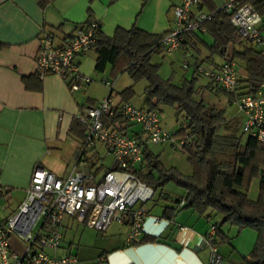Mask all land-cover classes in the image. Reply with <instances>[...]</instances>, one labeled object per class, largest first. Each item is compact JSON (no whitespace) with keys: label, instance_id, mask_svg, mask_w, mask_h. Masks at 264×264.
I'll use <instances>...</instances> for the list:
<instances>
[{"label":"crops","instance_id":"crops-1","mask_svg":"<svg viewBox=\"0 0 264 264\" xmlns=\"http://www.w3.org/2000/svg\"><path fill=\"white\" fill-rule=\"evenodd\" d=\"M226 1L201 0L199 9L205 13L219 11ZM244 1L249 4L253 0ZM179 2L51 0L41 5L40 0H0V220L10 217L24 201L36 167L46 169L60 179H65L75 168L78 169L75 157L84 141L85 128L78 122L77 116L82 108L101 102L94 89L81 91L85 87L81 86L78 91L72 92L68 84L57 76L39 79L35 75V58L42 30L50 32L59 41L92 18L100 22V35L106 37H112L118 29L130 30L133 27L150 35L164 37L174 26L173 7ZM260 16L262 21L259 28L264 39V15ZM214 42L215 38L208 30L193 33L187 37L181 50L170 56L168 62L173 68L180 58L189 57L192 64L205 65L208 68L202 67L204 70L213 71L219 70L225 60L231 58L239 71V80L246 79L243 63L233 58L234 51L239 52L243 48L230 43L220 55L211 52ZM262 46L254 48L264 55ZM164 58L166 56L161 51L152 56V63L161 66L160 59ZM96 59V53L91 50L79 56L76 63L80 72L83 75L97 73ZM110 66V77L115 79L106 77L101 83H112L114 102L122 103L121 92L131 88L132 99L135 95L137 99L135 102L131 99L129 103L136 108L146 109L144 90L148 83L139 81L142 82L139 91L131 85L116 92L114 84L118 79L117 74L125 72L117 73L116 68ZM160 124L167 131L173 130L168 123L162 124L160 120ZM135 133L140 134L139 127L130 126L127 134L133 136ZM101 151L105 152L100 145L93 148L88 154V165L84 167L97 180L113 168V160L109 167H105L100 157ZM162 192L167 196L165 200L160 198L158 192H155L156 199L152 200L153 205L160 203L161 210L154 214L153 208L148 207L144 231L132 242L128 241L129 229L125 225L112 223L105 233H100L76 218L64 216V235L57 253L75 257L76 264H98L100 259L105 264H208L210 250L206 234L209 226L214 224L219 228L218 233L225 238L222 241L217 235V243L215 237L225 264H250L249 255L256 243V232L254 241L249 237L246 249L238 239L229 236L228 231L213 223L216 213L207 218L192 210L181 209L183 200L179 205L174 201L183 196L182 190L175 194L167 189ZM166 208L174 210L171 219L164 216ZM151 238H158L159 241L152 243L149 241ZM20 241L16 234L9 238L10 247L16 254V248L22 244ZM224 242L227 245L220 250Z\"/></svg>","mask_w":264,"mask_h":264},{"label":"built area","instance_id":"built-area-1","mask_svg":"<svg viewBox=\"0 0 264 264\" xmlns=\"http://www.w3.org/2000/svg\"><path fill=\"white\" fill-rule=\"evenodd\" d=\"M200 3L201 0H180L173 7L174 26L161 41L165 56L179 52L191 34L205 32L204 25L212 15L199 9ZM221 10L241 40L256 46L264 44L259 28L262 19L252 5L227 0ZM99 32L100 22L92 18L59 41L42 30L35 75L39 79L57 76L72 92L89 85L91 80L80 72L76 59L91 50L98 41ZM185 64L188 66V62ZM193 69L225 92L234 93L238 87L240 75L231 58H227L219 70L208 71L195 65ZM104 85L109 89L108 97L96 106L82 108L77 116L85 128L84 141L75 157L78 169L60 179L36 167L24 201L10 217L0 220V264H76L75 257L57 253L64 235V216L76 218L100 233H105L113 222L125 225L129 229V242L143 233L148 216L144 206L155 192L135 173L143 161L142 142L123 134L120 124L106 126L104 121L119 114L127 126L139 127L144 143L169 144L174 151L180 152L191 144L188 124L182 122L179 126L184 135L167 131L162 128L157 111L136 108L128 102L116 104L111 95L112 83L104 81ZM235 103L242 115L243 134L264 144V79L256 92L241 96ZM97 145L113 159V168L99 180L84 169L88 165L89 152ZM261 174L264 177V169ZM216 232V226L212 225L206 234L210 250L208 264L222 263L214 236ZM12 234L23 243L21 255L10 247ZM98 264H105L104 260L100 259Z\"/></svg>","mask_w":264,"mask_h":264},{"label":"trees","instance_id":"trees-1","mask_svg":"<svg viewBox=\"0 0 264 264\" xmlns=\"http://www.w3.org/2000/svg\"><path fill=\"white\" fill-rule=\"evenodd\" d=\"M49 1L40 0V4ZM249 4L259 15H264V0H253ZM209 14L212 16L204 27L215 38L211 52L223 55L230 43L243 48L239 52L234 51L233 58L243 63L247 77L239 80L234 93L221 90L195 69L192 78L179 85L173 84L170 79H162L159 75L160 65L152 63V56L163 51V37L147 34L135 27L130 30L118 29L112 37L100 35L99 32L98 41L91 51L97 55L95 69L98 72H103L105 66L110 64L117 73H127L134 83L141 80L148 83L144 90L147 109L158 112L162 106L173 107L178 115L184 116L183 122L188 124L191 144L181 153L187 157L191 175H184L175 167L165 168L158 156L142 141L141 134L135 133L133 136L142 142L143 151L142 165L135 171L138 178L158 192L163 200L167 198L162 192L167 184L178 187L183 191V196L174 203L179 205L183 200L181 209L192 210L207 218L217 213L222 216L221 225L253 229L257 239L249 262L261 264L264 261V177L261 174L264 169V144L245 136L226 118L223 110L196 98L195 94L200 76L208 80L207 89L225 95L232 103L241 96L256 92L264 79V55L255 50L256 45L240 39L222 10ZM120 97L122 103H129L133 97L132 89L124 90ZM104 122L106 126L120 124L121 132L126 135L130 127L119 114ZM177 132L184 135L181 129ZM259 175L261 194L256 201H251L247 197V184ZM173 211L166 208L164 216L171 219ZM217 235L222 241L225 240L223 235ZM149 241L154 243L159 239L151 238Z\"/></svg>","mask_w":264,"mask_h":264},{"label":"rangeland","instance_id":"rangeland-1","mask_svg":"<svg viewBox=\"0 0 264 264\" xmlns=\"http://www.w3.org/2000/svg\"><path fill=\"white\" fill-rule=\"evenodd\" d=\"M261 49H264V46H262ZM169 58L170 57L166 56L164 60L160 59V62L162 65L160 66L159 74L163 78L170 79V81L175 85H179L181 81L182 83L186 80L189 81L192 78V72H193V64L190 61L189 57L187 59L180 58V61L174 63L173 68L168 62ZM186 62H188V66H186L185 64ZM202 67L204 69L208 68L205 65ZM110 68L111 66L107 65L105 71L102 73L90 72V74H85V76L91 80V83L83 87L82 88L83 90L81 91H84V90L88 91L89 89H94L96 94L99 95L98 97L99 101L100 100L102 101L103 99L108 97L109 89L105 87L104 85H102L101 81L105 79L106 77L107 78L110 77V72H111ZM117 75L116 76L118 79L116 83L114 84L116 92L121 91L125 87L131 86V85H134V88L136 91H139L141 89L142 82L134 83L132 79L126 73H123L121 75L117 74ZM110 79H115V77H110ZM207 83H208V80L202 76H200L197 79L195 97L198 99H202L204 102H206L209 105H213L223 110L226 118L230 120L231 122H233V126L237 127L238 130L241 131L242 115L238 109L237 103L235 102L232 103L223 94H216L210 91L206 87ZM136 99H137V96L135 95L132 101L135 102ZM158 112H159V117H160L162 124L168 123L169 126L173 127V130H171V132H176L179 130V126L183 122V117H184L183 115H178L176 110L173 107H169V106L160 107ZM148 148L154 155H159V161L164 167L166 168L175 167L182 174H185V175L186 174L190 175L192 173V169L187 161V157L185 156V154L181 153L180 151H174L170 147L169 144H149ZM100 154H101L100 157L105 167H109L113 159L110 156H108L106 152L101 151ZM104 171L101 173V175L104 173ZM164 189H167L168 192H172L174 194L178 193L179 191L181 192V190L175 185H173L172 183L167 184L164 187ZM260 194H261V191H260V175H259L258 177H253L247 184V197L251 201H256L259 198ZM156 196L157 194H155L153 198L150 201H148L144 206V209L146 210L148 209V207L153 208L154 214L158 213V211L161 210L160 203L156 205L152 204L153 203L152 200H155ZM221 219H222V216L216 213L212 221L213 223H217L220 226V228L228 231L229 236L235 237L236 239H238V242H241V245L243 243L245 245V248L248 249V245L246 243L248 242L249 237H251V239H253L254 241L255 231L248 227L239 229L237 226H233L229 224L221 225ZM113 224H117V223L113 222ZM212 225L214 224H211L207 231H209ZM216 228H217V232L214 233L215 237L217 236V233L219 231V228L217 226ZM217 243H218V238H217ZM221 245L222 247H220L221 248L220 250H223L224 247L227 245V242H224ZM23 249H24L23 243L20 246L18 245V248H16L17 253L20 255ZM218 252H219V248H218ZM236 255L237 253L234 254V258H236ZM221 264H225L223 258H222Z\"/></svg>","mask_w":264,"mask_h":264}]
</instances>
